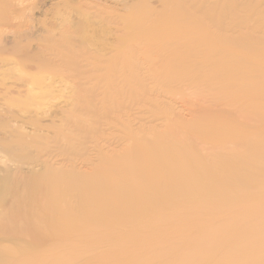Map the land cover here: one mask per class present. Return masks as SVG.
Segmentation results:
<instances>
[{
    "label": "bare ground",
    "instance_id": "bare-ground-1",
    "mask_svg": "<svg viewBox=\"0 0 264 264\" xmlns=\"http://www.w3.org/2000/svg\"><path fill=\"white\" fill-rule=\"evenodd\" d=\"M97 1L0 0V64L12 61L18 82L0 79L3 134L46 151L74 147L89 166L64 174V190L43 182L45 194L62 203L40 206L45 231L94 227L85 241L90 251L104 243L169 249L177 230L202 227L212 229L208 242L225 226L203 216L208 210L264 198V0H157L161 7L113 0L107 8ZM105 32L116 38L97 44ZM57 82L73 91L66 105L54 116L46 110L45 120L26 113L38 98L56 99ZM29 126L34 133L25 132ZM231 209L236 216L238 207ZM189 216L198 218L179 223ZM249 218V227L264 229V207ZM263 229L246 230L252 250L245 262L264 264ZM53 248L35 264L66 255L63 246ZM169 252L175 259L186 253ZM4 253L0 264L16 263ZM222 255L203 264H218Z\"/></svg>",
    "mask_w": 264,
    "mask_h": 264
},
{
    "label": "rangeland",
    "instance_id": "rangeland-1",
    "mask_svg": "<svg viewBox=\"0 0 264 264\" xmlns=\"http://www.w3.org/2000/svg\"><path fill=\"white\" fill-rule=\"evenodd\" d=\"M98 1L101 2L103 0ZM126 1H128L129 4L131 2V0ZM135 1L136 0H132L133 3H135ZM158 1L150 0L148 3L151 2V4L156 7V5L159 6V4H161L160 1L158 4ZM107 3L108 5L113 6L114 1L112 0V2H108L104 0L103 4L101 3V7L105 4L103 7L107 8ZM36 14L39 18L42 16L38 13ZM106 33L108 34V32H105L103 36L104 38L98 37L100 39L97 38L98 40H96V43L97 41H100L98 43H101V40H103V44L110 41L112 43L111 38L113 40L116 38L112 37L115 36L114 32H110L108 35ZM85 43L86 42H84V44ZM102 46L103 45H100V47ZM104 47L105 45L103 48ZM22 54L23 52H19L17 56H22ZM25 54L26 53H24V55ZM13 67L14 64L12 61L0 64V79H3L8 85L18 84L13 76L15 74L14 70H11ZM32 72H35V69ZM56 73L54 80L58 81L57 79L59 77L58 73ZM44 75H46V78L49 73H44ZM45 80L44 84L40 83L43 88L44 86H47V81L50 79L48 78ZM40 84L35 85H39L38 88H42ZM63 84L66 86L67 83L57 82L54 84L57 86H54L55 88H53V93L50 95H54V98L56 99L51 101L46 100V98L41 102L38 98L35 101H38L40 104L29 106L28 109H26V113L29 112L30 115H33L37 112V117L45 120L46 115L44 112L48 110V112H52L51 115L54 116L59 108H63L66 105V98L64 97H67V91H71L69 92L71 94L73 93V91L69 89V84H67L69 88L67 86H63ZM64 88L68 89L64 90ZM62 92H64L63 95L60 94ZM57 95H59V97ZM2 103L3 102L0 100V107H4V103L3 105ZM24 130L27 133H34V130L30 126L25 127ZM4 131L5 130L3 128H0V145L1 143H8V146L0 147V249L2 248L0 253L3 254L5 252L4 256L6 257L8 255L7 257L9 258L10 254L14 258V261L16 262L15 264H35L34 260L39 254L47 253L48 251L50 252L54 249L53 247L56 246H63V249L66 251V255L62 253L58 258L55 257L52 260V264H197L198 262L203 264L207 258H210L214 254L218 253H223V259L218 264H250L248 261V263L245 262L246 260L243 258L245 255L250 254L252 250V248H245L244 237L246 230L250 228L253 229L254 233L256 229H263V226L260 225L252 227V223L249 227V217L253 213H256L259 208L264 207L263 197L243 200L244 202L241 201L240 204H237L238 206H230V209H228L229 204L228 207H225V210H223L226 211L227 208L228 212L226 213L223 211L220 213L221 210L218 209V211L215 212L216 209L214 210L213 208L216 214L218 212L217 215H212L214 213L211 212L212 209L209 207L208 209H211V211H208L211 212V214L207 211L209 216H207V214H204L203 216H214V219H212L215 221H223L225 219V226L220 231V234H218L215 238H212V240L210 238L207 242V238L212 237L213 234L210 227H202L195 230L179 229L174 234L175 236L172 241L174 243L169 249L160 248L156 250L153 249L152 251L151 249L134 246L111 247L104 243L99 247H96L97 249H95L94 246L95 250L90 251L89 249H91V246L89 248V245H87L85 241L89 239L95 231L94 227L79 229L71 226L70 224H63L58 229L53 230L52 234L50 232H46L45 230H48L45 223L47 219L39 215L38 211L40 206L50 205L48 204L49 201L53 202L51 206H60L62 203L52 201L50 199L51 194H45L43 182L53 180L60 185L58 188L64 190L66 189V178L63 177L64 174H68L71 169L74 172L80 171L88 173L89 166L82 161V158L76 151L75 153L73 152V149L76 150L74 147L73 149L68 147L69 153L65 151L67 147H65V149L62 147V149L55 148L54 150L49 149V151H46V148L42 145L36 147L18 144L19 141H13L14 134H3ZM74 133L85 134L88 132L76 131ZM39 144H42L41 140ZM86 157L93 158V152L89 151ZM76 201L77 197L72 196L69 198L68 205L70 204L74 206ZM232 207H238L237 213V209L235 210V215H237L234 217L232 216L234 213L230 214V211L232 212L234 210V208L233 210L231 209ZM228 214H230L232 218L229 217L230 215ZM190 217L191 219H189ZM198 217L193 216L192 218V216H189V218L187 217L188 219H178L181 221L179 223L182 224V222L189 223L194 218H204L201 213ZM240 223H242L243 226H241ZM109 231L113 233V235H116L117 233L114 228H111ZM263 232L264 229L262 230V233ZM50 240L52 242H57L58 244L50 246V244L47 243ZM252 240L254 244L255 238ZM196 242L204 243L197 249L189 251L188 249ZM205 242L207 243L205 244ZM174 248L176 250H184L186 253L180 258L175 259L171 256V252H169ZM4 249L6 250L4 251ZM70 252L77 253V258L74 261L71 259ZM94 254L98 257H93Z\"/></svg>",
    "mask_w": 264,
    "mask_h": 264
}]
</instances>
